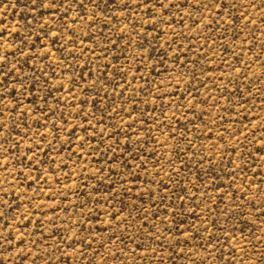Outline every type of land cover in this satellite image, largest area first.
<instances>
[{
	"label": "rangeland",
	"instance_id": "obj_1",
	"mask_svg": "<svg viewBox=\"0 0 264 264\" xmlns=\"http://www.w3.org/2000/svg\"><path fill=\"white\" fill-rule=\"evenodd\" d=\"M113 2L114 0H109V4L108 0H97L101 7L108 10L98 8L95 21L87 19L93 8L91 0H86L88 7L84 11L72 5L73 11L63 20L67 28L62 31L56 46L53 47L52 34L49 33L46 37L44 31L49 27H60L61 21L55 15L54 9L37 7L33 11L34 6L30 0H0V30L5 33L4 51H8L6 56L9 62H15L17 59L23 62L33 51L42 56L43 46L55 52L50 60L45 56L40 58L41 60L33 58L27 60V63L17 65L25 76H30L35 70L37 75L40 69L48 71V75L37 85L36 96L44 95V92L39 91L44 81L52 87L47 89L51 92L48 106L43 104L42 99H37L36 104L29 107L33 95L19 97L25 110L34 112L35 115H30L26 124L17 127L12 140L5 145L11 155L5 149H0V153L7 157L4 160L7 170L0 171V184L9 192L4 198L14 200L13 191L21 196L17 201L20 207L13 213L16 220L8 230L19 236L15 226L27 224L23 216L27 213L31 224L17 226H27L24 229L26 233H37L29 236L27 241L21 240L15 245L8 244L0 249L5 256L13 252L0 264H89V261L91 264H202V261L203 264H264V160L257 158L254 167L251 158L241 161L240 155L244 145H247L248 149H251L252 145L248 144L243 136H239L237 141L232 135L234 132L238 135L243 128L251 137L253 130V133L258 134L252 138V143L258 147L264 145V0H255L256 8L238 5L233 9L235 14L232 27L226 34L223 28H217L215 23L211 30L202 31L197 27L189 31L190 25L195 26L198 22L192 19L199 20L201 14L191 11L188 0H178L177 3L181 15L191 12V17H185L183 25L180 24L182 22L179 17H173L175 24L162 23L161 13L155 8L153 23V19L148 17L152 13L147 12L142 4L134 5L132 0H127L128 5L124 6L121 0ZM139 3L140 0H137V4ZM245 8L248 9L245 15H250L247 28L246 21L239 19V11H244ZM60 11L62 13L64 9ZM77 11H80L81 16H85L84 20L77 17ZM221 14L222 12H219L217 16ZM204 15L209 19H205L203 23H210V14L205 12ZM34 16L39 19H34ZM73 19L77 20L76 24L72 23ZM252 19L256 20L255 24L250 23ZM40 24H44V31L40 30ZM133 25L136 27L133 28ZM181 32L184 33L183 36L180 35ZM71 33L74 35L68 39ZM109 38L114 43H109ZM173 40L176 42L173 43ZM65 41L66 47L72 45V53H64L62 56V49H57H60L61 43ZM25 43L29 47H24ZM33 44L35 49L31 47ZM140 44H143V47H140ZM105 45L110 50L101 54L99 49ZM17 47L21 49L15 51ZM81 48L85 51L93 49L95 55H84L80 51ZM21 51L24 54H21ZM149 53L151 59L147 58ZM73 54L80 59L74 60ZM58 57L67 59L55 67L57 75L53 76L47 65L57 63ZM177 57L179 62L174 64L173 61ZM104 65L109 67L105 68ZM118 66L123 69L119 73L116 71ZM64 68L67 72L62 71ZM85 68L87 70H84ZM80 71H83L84 80L79 77ZM93 74L105 75L110 83L107 87L101 83L100 86L104 87V90L99 94L95 91L85 94L92 86L89 77L95 78ZM10 76L4 78V86L10 82ZM133 76L136 77L134 81ZM142 76L147 82L141 80ZM73 79L77 85L75 88ZM113 85H118L115 93ZM157 86H161L160 90H157ZM69 89L75 91L77 99L69 95ZM149 89L153 95L148 94ZM189 90L191 96L187 95ZM169 93L171 95H168ZM15 96L16 91L13 89L9 98ZM156 96H163V99L157 100ZM192 97H196V100ZM129 99L131 103L128 102ZM57 101L60 102L58 105ZM72 104L76 107L73 108ZM133 106L135 111L132 110ZM45 107H50L52 112H55V115L48 112L47 120L44 113L36 111ZM11 111L13 115L6 119V123L16 119V110ZM93 112L95 118H91ZM36 120L41 124L46 123L47 129L40 127ZM65 120L66 124L63 122ZM97 120L102 122L97 124ZM53 124L62 129L58 141L50 130ZM89 124L96 125L95 131H103L105 138H97ZM129 124L132 125L131 128ZM86 127L87 134L84 131ZM169 129L172 131L169 132ZM5 131L7 133V129ZM112 133L116 135L113 136ZM173 134L176 139L171 138ZM85 135L90 137L89 142L85 143L80 139ZM22 136L25 138L21 139ZM43 136L53 141L54 150L48 156L37 148V144L45 150L49 148ZM17 141L20 147L15 150ZM81 143H84L83 149L80 148ZM237 144H240V149L234 153L229 152ZM110 145L112 150L108 151ZM29 146L34 149L35 154L26 152ZM93 148L98 150L92 151ZM26 154L31 156L29 164L36 161L37 156L43 163L38 162L30 169L20 162ZM81 156L84 157L83 160L80 159ZM133 156H139L140 160L133 159ZM53 158L55 162L49 163ZM125 162L132 167V172L125 167ZM60 165L67 167L60 170ZM237 165L244 167V172H241ZM141 166H146L147 170L142 171ZM36 168L39 171H36ZM233 168L236 169L235 177L231 175ZM110 170L112 179H108ZM20 173L29 177L28 182L13 180V176ZM41 173L48 181L47 184L43 181L34 182L33 178ZM101 176L105 178L103 181ZM115 179L128 180L129 183L125 186L132 187L133 190L125 194L120 185L116 184L114 187L120 192V196L110 204H104L107 189ZM189 181L196 187H192ZM10 183L15 187L8 188ZM29 184L32 186L29 187ZM161 184H166L168 188H162ZM148 188L163 194L166 199L161 202L157 195L155 200H152L147 194ZM140 193H143V196H140ZM49 195L55 199H49ZM64 195H67V199ZM180 196H183V200L178 199ZM30 197L35 199L30 200ZM97 199L101 201L100 204L96 203ZM121 199L128 206L124 215L126 216L134 206L138 207L141 211H133L131 217L137 220L136 227L145 224L152 230L155 226L156 232L162 233L160 239L164 240L165 245L172 242V233L167 232L168 239H165V231L167 228H176L171 218V213L176 209L167 207L169 204L175 201L177 206H183V211L177 213V220L182 221L181 232L193 222L201 226V221L195 219L196 215L206 214L211 207V216H208L204 223L210 232L221 237L220 243L223 247L220 250H207L203 244L208 240L209 233L204 232L200 234L202 239L177 237L181 241L188 239V242H181V247L189 255L178 254L180 248H169L163 243L149 240L144 241L143 249L136 248V244L141 243L140 239L135 243L129 241L128 248L122 253L117 252L115 256H110L111 250L115 251V245L105 247L94 240L92 245L85 246L83 255H77L76 249L81 246L77 244L76 249H72L76 241H71L69 237L79 230L69 232V225L87 223L84 218L88 215L94 216L96 212L102 215L106 211L119 210ZM80 204L85 207L78 208L77 205ZM157 204L159 207H156ZM239 205H243L242 210ZM89 209L92 210L91 213ZM12 210L9 209V212ZM141 212L147 213L146 220H139ZM156 213L159 214L158 217ZM49 219L54 223H49ZM108 220L110 217L102 216L96 224V230L103 233L105 229L101 228ZM213 220L217 221L215 228L211 226ZM161 221L164 223L161 224ZM40 222L43 227L37 230L36 225ZM3 223L6 229L8 223ZM88 227H91V224H88ZM224 230H229V234L235 232L236 239L247 246V254L240 245L235 242L229 244L223 239ZM41 231L43 235H40ZM132 232H135V228ZM191 232L195 235L196 229L193 228ZM108 234L113 235L107 241L111 243L116 234ZM61 236L64 237L62 243ZM12 238L11 234L7 237L8 240ZM33 240L38 241L37 244L32 245ZM58 243L61 247H57ZM156 243H159L157 252L150 253ZM252 244L255 246L251 247ZM21 247H25V250L31 248L32 251L27 255L14 252L16 248ZM209 251L212 255H208ZM145 254H149V258H141Z\"/></svg>",
	"mask_w": 264,
	"mask_h": 264
},
{
	"label": "snow or ice",
	"instance_id": "obj_2",
	"mask_svg": "<svg viewBox=\"0 0 264 264\" xmlns=\"http://www.w3.org/2000/svg\"><path fill=\"white\" fill-rule=\"evenodd\" d=\"M115 2V0H114ZM113 2V3H114ZM30 3L32 6H34L32 8L33 11L36 10L37 7L41 8V9H54V13L56 16H58L60 18L61 24L59 28L53 29L51 27H49L46 31H44V24H40L39 28L41 31H44V35L47 37L49 35V33L52 34V45L54 47V45L56 46L58 39L61 37L62 35V31L64 29L67 28V25H65L63 23L64 18L68 15L69 12L73 11V7L72 5H75L77 7V9H80L82 11H84L87 7H88V3H86V0H30ZM109 3V0H108ZM121 3L124 5H128L127 0H121ZM132 3L136 6H140V4L143 5L144 8H146L148 11L147 12H151L152 14L150 16H148L150 19H153V23H155V19L154 17V13H153V8L159 10V12L161 13L160 16V20L162 23H166V24H175L173 23V21H176L175 19H173V17H179V21L182 22L180 23L181 25H183L185 23V17H191V12L188 13H184L183 15L180 14L179 10L177 9V3L178 0H140V3L137 4V0H132ZM91 4L93 5V8L90 10L91 15L87 16L88 20L91 21H95V17H96V10L98 8L102 9V10H108L107 8L101 7L100 3H97V0H91ZM110 4V3H109ZM112 4V3H111ZM188 5L191 7V11L192 12H199L200 15V19H192L195 21H198L197 23H195V26H193L192 24L189 27V31H192L193 29L200 27L202 29V31L204 30H211L213 24L215 23L217 28H223L225 34L228 32L229 28L232 27V22H233V18H234V12L233 9H236L237 6H245L247 5L248 8H256L257 4L255 3V0H188ZM61 9H64V11L61 13ZM173 9L175 11H173ZM248 9L245 8L244 11H239V19L240 20H244L246 21L245 23V27L247 28L248 26V17L250 15H245V11H247ZM168 12V14H165V12ZM209 13L210 14V23L204 24L203 21L205 19H209V17H206L204 15V13ZM222 12L221 15L217 16V13ZM53 12L50 14L52 15ZM77 17L80 20H84L85 16H81L80 15V11H77ZM165 17H167V19H165ZM34 19H39L38 17H33ZM223 21V23H221ZM264 22V21H262ZM47 23V22H45ZM73 24L77 23L76 19L72 20ZM250 23L255 24L256 20L252 19L250 21ZM91 26V25H90ZM143 26V25H141ZM136 25H133V28H135ZM251 33L254 35V33L252 32V29H250ZM71 35H74V33H71L69 38H71ZM181 36L184 35L183 32L180 33ZM237 35H239V33H237ZM39 38V37H37ZM25 40L27 39V37L24 38ZM89 39H91V37H89ZM143 39V37H142ZM176 41L173 40V43H175ZM191 42V41H189ZM67 43V41H65L64 43H61L60 45V49H57L58 51L62 49L61 55L63 56L64 53H72V45H68L67 47L65 46V44ZM72 43L74 44L75 41H72ZM83 43V38H81V44ZM109 43H114L113 41H111V39L109 38ZM129 43H131V41L129 40ZM140 47H143V44L139 45ZM24 47H29L28 44H24ZM32 48L35 49V45H31ZM5 49V33L4 31L0 30V149H5V145H7L9 143V140H12L13 138V133L15 132L16 128L19 127L21 124H26L28 117L30 115H35L34 112L25 110L24 108V104L23 101L21 99H19V97L22 96H26V94H31L33 95V99L30 103L31 105H35L37 99H42L43 100V104L45 106H48V98L51 95L50 91H47V89H50L52 86L44 81V83L41 85V87L39 88V91L44 92V95L42 97L36 96V93L38 91L37 85L41 83V81H43L44 77L48 75V71H45L44 69H40L39 70V75H37V71H33L32 74L30 76H25L23 74H21V69L17 67V65H21L22 63H27V60H31L33 58L37 59V60H41L40 58L47 56V59H51V56L55 55V52H53L51 49L46 48L45 46L41 47V52L43 53V55H37L35 54V51H33L32 55H28L27 59L24 60L23 62H21L19 59H17L15 62H9L8 58L6 56V53L8 51H4ZM18 49H21V47H17V49L15 51H17ZM110 49L107 47V45H105L104 48L99 49V51L101 52V54H106ZM126 50V49H125ZM191 50V49H189ZM14 51V52H15ZM81 53L84 55H87L89 53H91V55H95V50L93 49H88L87 51H85L84 48L80 49ZM49 53H51V55H49ZM21 54H24L23 51H21ZM72 58L74 60H79L80 57L76 56V55H72ZM148 59H151V54L149 53ZM67 59V57H64V59H61L60 57L57 58V63L55 64H49L47 65V68L52 72L53 76H56V72H55V67L61 65L64 63V60ZM90 62V61H89ZM179 62V57L176 58V60L173 61V63H178ZM225 63H227V61H225ZM7 66V67H5ZM105 68L109 67L108 65H104ZM74 69V74H75V66H73ZM84 70H87L86 68ZM123 69L121 67H117L116 71L117 73L121 72ZM62 71L67 72V69L64 68L62 69ZM137 71H139V69H137ZM11 75L10 74H13ZM95 78H92V76H90L89 78L92 80V86L89 87V89L87 90V92H85V94H89L92 91H95V93L99 94L100 92H102L104 90V87H107L108 84L110 82L107 81V77L105 75H95L93 74ZM10 76V82L8 83L7 86H4V78L5 77H9ZM79 77L81 80H84V75H83V71L79 72ZM136 79L135 76L132 77V80L134 81ZM141 80H145V77H141ZM29 81H31V83L29 84ZM147 82V81H146ZM101 83H103L104 87H101ZM127 83V81H126ZM152 83H154V81H152ZM229 83H231V81H229ZM16 85H19L20 87L17 88ZM77 85H75V81L73 79V88H75ZM130 86V85H129ZM178 86V85H177ZM63 87V85L61 84V88ZM118 87V85H113V92L115 93V88ZM161 86H157V90H160ZM16 91V96L14 98H9V94L12 92V90ZM22 89V90H21ZM60 89L58 88L57 91H59ZM127 90V89H125ZM81 91H84V89H81ZM135 91V90H134ZM140 91H143V89H140ZM69 95H71L73 97V99H77L76 93L73 89H69L68 90ZM149 95H153L154 93H152V90L149 89L148 91ZM119 95H123L122 93H119ZM168 95H171V93H169ZM187 95L191 96V90H189L187 92ZM103 99V98H102ZM155 99L157 100H161L163 99V96H156ZM193 100H196V97H192ZM12 101H15V103H12ZM129 103H131V99H129L128 101ZM60 102L57 101V105ZM70 103V101H69ZM82 103V102H81ZM191 103V101L189 102ZM95 106V105H94ZM215 106V105H214ZM243 106V105H241ZM72 107L75 108L76 105L72 104ZM194 107V106H193ZM5 109H9V111H5ZM11 109H15V116L16 119L11 120L10 122L6 123V119L10 116L13 115ZM133 111H135V107L133 106ZM36 111H39L41 113L45 114V120L48 119L47 113L48 112H52V109L50 107H45V108H38L36 109ZM153 111H155V109H153ZM53 115H55V112H52ZM81 113H78V115H80ZM129 115H131V113H129ZM173 115H175V113H173ZM86 119H89L88 117H85ZM91 118H95V113L93 112L91 115ZM103 119V118H102ZM40 127L46 128L47 129V124H41L39 120L35 121ZM65 124L67 123V121H63ZM102 122V120H97V124H100ZM254 122V121H253ZM89 127H91L94 130V134L96 135L97 138L103 140L104 137V132L103 131H95L96 129V125H92L89 124ZM132 125L129 124V128H131ZM245 128L247 127V125L245 124L244 126ZM7 129V133L6 130ZM53 133V136L55 138L56 141L59 140V133L62 131L61 128H59L56 124H53L51 126L50 129ZM85 133L87 134L88 132V128L86 127L84 129ZM172 130L169 129V132H171ZM73 134L75 132V129L72 130ZM125 134H127V132H125ZM258 133H253V130L251 132V137L248 135L247 132L244 131V129H240L239 134L237 135L235 132L232 133L234 139H236L237 141L239 140V136H243L244 139L246 141H248V144H251L252 147L251 149H248L247 145H244L243 150L241 151V155H240V159L241 161H244L245 159L251 158V164L252 166L257 163V158H259L260 160H264V145L262 146H257L256 144L252 143V138L257 137ZM113 136L116 135V133H112ZM25 137H21V139H24ZM44 140H46L49 144V148L47 150L43 149L39 144H37V148L40 151H43L45 156H48L50 152H52L54 149L52 147L53 145V141L52 140H48L47 136H43L42 137ZM172 139H176L175 135L173 134L171 136ZM83 142H89L90 137H88L87 135H85L84 137L80 138ZM71 142V137H69V143ZM117 145L119 144V141L116 142ZM163 146V145H162ZM20 147L19 145V141L16 142L15 144V150H18ZM84 147V143L80 144V148L83 149ZM240 149V144H237V146L233 149H230L229 152L234 153L237 152ZM62 150V149H61ZM98 149L93 148L92 151H97ZM112 150V146H109L108 151ZM6 152H8L9 155H11V152H9L7 149H5ZM27 153H33L35 154L34 149L29 146L28 149L26 150ZM246 153V155L244 154ZM71 155V154H70ZM88 155L90 156L91 153H88ZM177 155H179V153H177ZM0 171H6V167L4 164V160L7 158L6 156H3L2 153H0ZM81 160L84 159L83 156L80 157ZM133 159L136 160H140L139 156H133ZM31 161V156H28L27 154L22 158V160L20 161L21 163H24L26 166H28L30 169L33 168L35 166L36 163H43V161L40 160V157L37 156L36 161H32L31 164H29L28 162ZM54 158L49 161V163H54ZM199 162V161H198ZM231 163V161H230ZM253 166V167H254ZM66 165H60L59 168L60 170H63L64 168H66ZM125 167L128 168L129 172H132L133 169L132 167L129 166L128 162H125ZM237 168H239V170L241 172H244V167H241L240 165L236 166ZM36 171H39L38 168L35 169ZM141 170L142 171H146L147 168L146 166H141ZM178 174V173H177ZM112 172L111 170L109 171V176L108 179H112ZM119 175V174H118ZM157 175H159V173H157ZM231 175L233 177H235L236 175V169L233 168L231 170ZM170 178H171V174H169ZM35 183H41L43 181L44 184H47L48 181L44 179L43 174L41 173L40 175H38L37 177L33 178ZM105 178L103 176H101V180L103 181ZM135 179H139V177H135ZM199 179V177H198ZM13 180L14 181H20L22 180L23 182H28L29 177L25 176L23 173H20L18 176H13ZM59 182V181H58ZM129 181L128 180H119V179H115L112 180V186H109L106 192V199L103 202L104 204H110L113 200H115L117 197L120 196V192L115 190V185L119 184L121 189L123 190V192L125 194L131 193L132 192V187H126L125 185L128 184ZM148 183V182H146ZM190 184H192V187H196L195 184H193L191 181H189ZM32 185L29 184V187H31ZM67 186V185H65ZM15 185L13 184H9L8 188H14ZM162 188L167 189L168 186L166 184H161ZM148 196L152 199L155 200V198L157 197V195H159V199L161 202H163L166 197L163 194H158L154 191L151 190V188L146 189ZM9 192L4 188V186L2 184H0V249L4 248L6 245L11 244V245H15L17 242L24 240L27 241L29 236H34L37 233L33 232V233H26L24 231L25 228H27L28 224H31V220L28 218L27 213H24V219L27 220V224L21 223V224H17L20 226H24L27 225L26 227H18L17 225L15 226V230L19 232V236L15 235L14 231H9V227L11 225L14 224L16 217L13 215V213L16 211L17 208L20 207L19 203H17V201H19L21 199V196L17 195L14 191L12 192V194L15 196L14 200H10V199H5L4 196L5 194H8ZM206 194V193H205ZM87 195V194H85ZM140 196H143V193H140ZM49 199H55V197L49 195L48 197ZM64 198L67 199V195H64ZM246 198V197H245ZM30 200L35 199V197H30ZM178 199L183 200V196L178 197ZM97 204H100L101 201L99 199L96 200ZM119 203L121 204V208L119 210H115V211H106L104 213L100 212H96L95 215H88L87 217H85L84 219L87 221V223H83V224H71L68 227V231L69 232H74V230H79L78 233L74 232V234L69 237V239L71 241L75 240L76 244L72 249H76V245L79 244L81 247L79 249H76V254H80L83 255L84 251H85V246H90L93 244V241H97L98 243L104 244L105 247H108L110 244L115 245V251L111 250L110 252V256H115L117 252L122 253L125 251V249L128 248V244L129 241H131V243H135L137 239L141 240V243L136 244V248H140L143 249L144 248V241L145 240H149L151 242L155 241V242H159V243H164V240L160 239V236L162 233H157L156 232V227H152L150 230L148 227L145 226V224H141L140 227H136V223L137 220L135 218H131L132 217V213L133 211L135 212H140L141 210L138 207H133L131 211H128V214L125 216L124 215V211L125 209L128 207L127 205L124 204V201L121 199L119 201ZM134 204V201H133ZM262 205H264V202H262ZM199 206V205H197ZM78 208H83L85 207V205L80 204L77 205ZM156 207H159V205L157 204ZM167 207L169 208H173L176 209L175 211H173L171 213V218L173 220V222L176 224V228L172 229V228H167V231H165L164 236L165 239H168V236L166 235L167 232H171L172 233V242H170L169 244L165 245L169 248H180V252L178 254H183V255H189L188 253H185L184 248L181 247V242H188V239H184V240H179L177 239V237L180 236H187L189 239H197V238H201L200 236L201 233L204 232H208L209 233V238L208 240L203 244V246L209 250V249H215V250H220L223 245L220 243L221 241V237L217 236L215 233L210 232V229L208 228V226L204 223L205 219L208 216H211L212 213V208L209 207L207 210V213H200L197 214L195 219H198L201 221V226H197L195 224V222H193L192 225H190L188 228H185L183 230V232H181L180 230V224L182 223V221L177 220V213L183 211V206H177L176 202L173 201V203L169 204ZM218 205H217V209H218ZM238 207H241V210L243 208V205H239ZM257 211H259V207L257 206ZM9 209H13L11 212H9ZM53 212H55V209H53ZM89 212L91 213L92 210L89 209ZM44 215H47V213H44ZM155 215H157L158 217V213H156ZM102 216L105 217H110V220L105 221L104 224L105 226L101 229H105V231L103 233H101L100 231H97L96 229L98 228L96 226L97 223L100 222ZM148 218L147 213L146 212H141V215L139 216V220L143 221L146 220ZM4 221H7L8 223V227L5 229L4 228ZM93 221H95V223H93ZM49 223H54V221H52L51 219H49ZM65 223H67V221H65ZM164 221H161V224H163ZM88 224H91V227H88ZM213 228H215L217 226V221L213 220L212 221V225ZM43 224L42 222L37 223L36 228L37 230L42 229ZM135 228V232H132V230ZM195 228L196 229V234L193 235L191 230ZM225 231V236L223 237L224 240H226L229 244L235 242V244H238L241 246V249L245 252V254H247L246 249L247 246L242 244L239 240L236 239L235 237V232L232 231L229 234V230H224ZM81 233H87V235H82ZM108 233H115V238L111 240V243H108V239L109 237L113 236L110 235ZM129 233H131V236H129ZM9 234H11L13 236V238L11 240H8L7 237L9 236ZM40 235H43L42 231L40 232ZM46 237H44V240ZM47 239H50V237H47ZM258 239V238H257ZM245 240H247V237H245ZM64 241V237L61 236V242L62 243ZM117 241H119V243H117ZM38 241L33 240L32 241V245L37 244ZM60 243L57 244V247H61ZM159 243H156V247L155 248H151L150 249V253H155L158 250L159 247ZM249 243H251V241H249ZM25 246V245H24ZM255 245L252 244L251 247H254ZM192 247V246H189ZM32 249L28 248L27 250H25V247H21V248H16L14 252H16L18 255L23 253L25 255L31 253ZM92 251H95V249H92ZM133 250V254H134ZM88 252V251H87ZM13 253V252H11ZM11 253H8V256H5V254H3V252H0V262L6 261L8 259L9 256H11ZM63 254V252L61 253ZM195 254V253H193ZM211 254L212 252L209 251L208 255ZM262 255H264V253H262ZM88 256V255H87ZM143 259H147L149 258V254H145L144 257H141ZM204 261H202L203 264ZM89 264H91V261H89Z\"/></svg>",
	"mask_w": 264,
	"mask_h": 264
}]
</instances>
